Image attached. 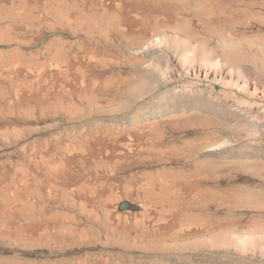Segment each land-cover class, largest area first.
<instances>
[{
  "label": "bare ground",
  "instance_id": "bare-ground-1",
  "mask_svg": "<svg viewBox=\"0 0 264 264\" xmlns=\"http://www.w3.org/2000/svg\"><path fill=\"white\" fill-rule=\"evenodd\" d=\"M181 1L0 0V264H111L87 255L57 259L97 246L159 253L199 243L255 246L256 236L203 214L232 195L228 186L213 188L217 167L195 162L200 144L176 137L191 123L82 124L128 107L122 95L132 78L123 77V67L146 66L147 53L200 60L221 78L230 75L229 84L252 69L264 72L256 56L237 50L240 38L232 35L248 20L222 5L232 0ZM205 20L234 33L216 39L218 53L196 28L210 30ZM148 67L162 83L174 75L154 61ZM61 123L75 125L63 131ZM45 252L57 255L46 259Z\"/></svg>",
  "mask_w": 264,
  "mask_h": 264
},
{
  "label": "rangeland",
  "instance_id": "rangeland-1",
  "mask_svg": "<svg viewBox=\"0 0 264 264\" xmlns=\"http://www.w3.org/2000/svg\"><path fill=\"white\" fill-rule=\"evenodd\" d=\"M181 3L190 6L194 5V0H182ZM222 5L240 13L237 15V20H248V25H241L243 28L237 27L238 31L232 35L234 33L228 31L224 27L225 24L222 25L223 23H221L223 29H226L223 30L222 27H217L220 23H214V20H205L209 22L210 30L201 26L196 27L199 31L206 32L203 33L204 35L202 32L200 33L201 39L211 40L213 52L218 53L221 48H219L216 39L226 38L228 35L235 36L237 40L240 38L237 41L240 44L237 50L246 56H256L255 58H258L262 64L259 63V66L263 67L264 0H232ZM205 17L206 15L203 18ZM213 23L218 29L213 26ZM210 27L213 29L211 30ZM242 30L243 32H241ZM181 37L184 43L191 40L188 33H183ZM186 48L182 51L189 53L190 49L185 50ZM199 48L196 50L197 52L200 51L197 53V57L201 59L203 48L200 50ZM141 55H139L140 58H144L146 55L145 58L149 60V62L144 60L147 62L146 66L137 63L133 66L126 65L123 67V77L132 78L128 91H124L122 95V102L128 107L123 110L120 109L119 112L95 115L82 124L91 128L97 125H106V128L110 126L115 127L114 129L119 127L124 129V127L132 126L135 123L172 122L178 117H182L180 118V122H182L175 121L176 123L182 125L186 122L191 123L190 126L186 125L185 129H182L183 131L181 130L182 133H179L181 136L178 134L176 137L186 141H197L200 144L194 149L195 153H198L195 162L220 168L218 171H216L217 169L213 170L216 174H224H218L221 177L220 183L215 185L213 182L212 185L211 183L209 185L210 187L215 185L213 187L215 189L219 185L217 190L230 187V194L233 199L224 200L223 203L225 204L222 208L218 207L217 209L216 206L212 205L204 210L203 214L211 219L215 218L214 221L216 220L223 227H232L245 232L246 237L256 236L255 246L246 251H238L235 247L208 249L205 248L204 244L199 243L198 245L188 244L180 247L181 249L177 247L166 249L168 251L161 250L162 253L153 250L146 252L141 249L131 250L120 247L114 249L97 246L74 251L68 255H60L57 259H71L87 255L92 258L105 257L110 260L111 264H264L263 70L259 72L252 69L253 71L250 72L251 74L246 80L233 78L234 82L229 84L230 75L224 74L221 78L219 71L212 70L210 72L200 66L198 62L200 60H195V63L191 60L182 62L170 51L165 52L164 56H161L158 51ZM153 61L160 64L164 69L168 67L172 69L174 75H170L172 78L169 81L162 83L160 79L157 80L153 76V69L148 67ZM191 66H195L194 72ZM176 68H180V70L178 71ZM143 82L147 84L143 88L144 94H132V90L139 87L140 83ZM244 85L246 87L242 89L240 86ZM188 116H191L190 120L183 119ZM171 122L169 125L167 124L168 128L172 123H175ZM69 125L61 123L57 129L70 130L75 124ZM224 141L226 145L223 147L214 146V144L224 143ZM178 165L172 164L170 167L173 166L177 169L184 167V165ZM229 203L230 205H228ZM55 255L46 253L44 257L51 259L53 256L55 258Z\"/></svg>",
  "mask_w": 264,
  "mask_h": 264
}]
</instances>
